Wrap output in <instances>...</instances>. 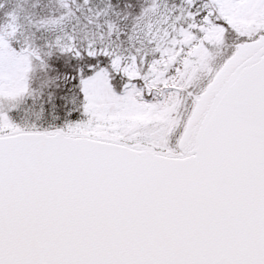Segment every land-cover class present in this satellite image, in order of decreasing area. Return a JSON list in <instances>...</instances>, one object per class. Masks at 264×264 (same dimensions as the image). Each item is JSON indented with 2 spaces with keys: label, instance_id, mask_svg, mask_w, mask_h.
I'll return each mask as SVG.
<instances>
[{
  "label": "snow or ice",
  "instance_id": "snow-or-ice-1",
  "mask_svg": "<svg viewBox=\"0 0 264 264\" xmlns=\"http://www.w3.org/2000/svg\"><path fill=\"white\" fill-rule=\"evenodd\" d=\"M0 264H264V0H0Z\"/></svg>",
  "mask_w": 264,
  "mask_h": 264
}]
</instances>
